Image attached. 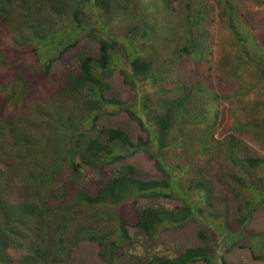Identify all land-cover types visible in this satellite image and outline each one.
I'll return each instance as SVG.
<instances>
[{"label": "trees", "instance_id": "16d2710c", "mask_svg": "<svg viewBox=\"0 0 264 264\" xmlns=\"http://www.w3.org/2000/svg\"><path fill=\"white\" fill-rule=\"evenodd\" d=\"M248 1L0 0V264H78L84 244L101 264H228L210 226L264 264V233H247L264 158L243 143L264 135V36L247 23L264 0ZM81 36L99 55L69 66ZM117 68L132 101L106 95ZM109 108L141 134L99 124ZM138 152L156 175L124 163ZM189 224L198 244L163 251Z\"/></svg>", "mask_w": 264, "mask_h": 264}, {"label": "rangeland", "instance_id": "374dc122", "mask_svg": "<svg viewBox=\"0 0 264 264\" xmlns=\"http://www.w3.org/2000/svg\"><path fill=\"white\" fill-rule=\"evenodd\" d=\"M249 3L248 0H246ZM247 23L260 35L264 36V9H257L254 7H249L247 11ZM113 31L119 35H122L125 30L124 24H115L113 26ZM222 37H227L225 33H219ZM144 50L148 51L149 49L146 46L140 45ZM87 50L91 55L97 57L99 55V44L95 41H92L84 36L80 37V42L78 46L70 50L66 55H64V62L69 66L72 61L76 58L77 54L82 51ZM34 58L29 57L28 62L33 61ZM116 69L113 77L110 79L111 90L106 92L108 97H116L125 101H132L134 97L133 91L123 83L122 77ZM193 65L189 62H183L179 67V74L182 78L187 77L191 73ZM65 67L63 63L56 62L53 67L51 74L47 78L46 86L58 85V78H62L64 75ZM217 86V83L214 84ZM140 96L143 94L139 93ZM230 107H234L230 105ZM248 109L249 107L246 106ZM228 108V107H227ZM109 113L105 116H102L99 120V124L108 126V127H117L123 128L126 131L130 132L135 138L137 135H140V129L138 125L129 119L127 114L116 109L109 108ZM112 112H116L115 115ZM256 136L253 134H245L243 137V143L248 148V153L264 158V135H261L262 141L257 140ZM126 164L134 165L137 170L143 174L144 177L149 174L156 175V170L154 168L153 162L147 157L144 152H138L128 157L124 162ZM232 213V212H231ZM234 216V214H233ZM211 228L207 230V233L210 235L209 238H212L211 243L220 248L219 257L225 259L228 264H257L258 262L254 261L251 257L250 250L246 247H243L242 244H249L248 240H243L242 242L236 245H233L232 242H226L223 240V236H220L217 228L210 226ZM197 230L198 227L194 224H189L185 229L178 231H169L164 232L160 235L159 242L163 248V251L175 252L185 249L186 247L198 244L197 239ZM214 232V234H213ZM264 233V207L259 206V210L254 215V218L250 225L247 228V233ZM214 238L216 239L214 241ZM153 241H149V245L153 244ZM98 246L96 244H84L82 251L78 256V264H101L100 259L97 256ZM167 250V251H166ZM204 264V263H196Z\"/></svg>", "mask_w": 264, "mask_h": 264}]
</instances>
